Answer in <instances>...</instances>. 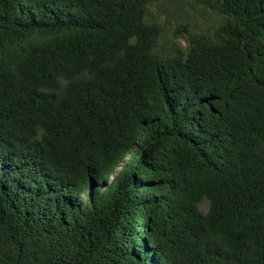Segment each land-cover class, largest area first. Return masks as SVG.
<instances>
[{"label":"trees","instance_id":"1","mask_svg":"<svg viewBox=\"0 0 264 264\" xmlns=\"http://www.w3.org/2000/svg\"><path fill=\"white\" fill-rule=\"evenodd\" d=\"M0 264H264V0H0Z\"/></svg>","mask_w":264,"mask_h":264}]
</instances>
